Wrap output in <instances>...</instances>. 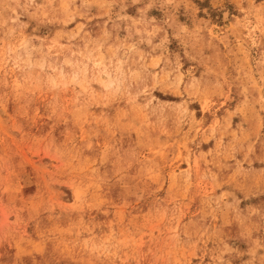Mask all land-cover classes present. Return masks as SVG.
<instances>
[{
	"label": "rangeland",
	"instance_id": "374dc122",
	"mask_svg": "<svg viewBox=\"0 0 264 264\" xmlns=\"http://www.w3.org/2000/svg\"><path fill=\"white\" fill-rule=\"evenodd\" d=\"M0 264H264V0H0Z\"/></svg>",
	"mask_w": 264,
	"mask_h": 264
}]
</instances>
